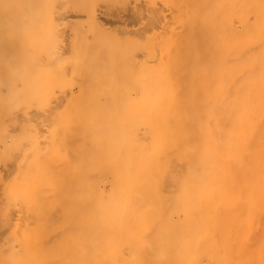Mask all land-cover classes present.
<instances>
[{
    "label": "bare ground",
    "instance_id": "6f19581e",
    "mask_svg": "<svg viewBox=\"0 0 264 264\" xmlns=\"http://www.w3.org/2000/svg\"><path fill=\"white\" fill-rule=\"evenodd\" d=\"M167 1L174 2L178 11L172 17L174 24H168L169 32L145 36V41L140 40L138 44V40H130L134 44L136 41V47H130L129 39L125 41L124 37L113 34L103 38L105 42L101 44V35L95 32L97 34L91 35L92 42L97 40L107 49L104 53L108 58L96 45L99 63H94L96 48L94 44H87L85 50L94 49L83 53L88 62L86 58V63L82 60L83 54H80L82 58L78 57L79 53L76 57L82 60V66L88 63V68L76 64L65 66V61L74 54L65 56L61 46L57 47V42L64 39L53 35V40L51 37L48 40L51 39V44L55 41L53 45L57 48L50 45L51 51L48 42L50 52L46 50L42 57L46 56L48 66H41L42 73L38 69L35 77L30 78L31 69L24 65L31 63V58L20 59L24 62H20L21 65L15 60L18 64L7 69L14 88L25 69L24 76L29 75V82L42 74L43 94L38 89L41 83L36 82H41L39 78L32 83L37 89L30 84L33 90L32 86H25L28 83L25 80L23 83L24 76L21 77L23 87L19 90L27 88L33 92L25 93L28 99L40 96L37 102H42L47 109L52 103L56 105L51 95L53 88L70 90L65 103L53 105L49 110L50 122L46 121L50 124L47 123L49 137L45 143L41 145L36 134L24 132L26 147L41 151L45 164L37 172L35 166L33 175L22 172L23 176L19 171L22 177L14 178H23L28 186L41 182L43 189L48 187L46 176L51 172L58 174L51 166H62L59 168L62 178L55 182L54 189L46 188L38 192L40 195L27 198L30 205L48 199V191L57 195L56 203L51 206L63 209L58 211L68 224L62 225L64 231L57 228L59 237L56 234L54 239L57 237L58 242L52 243L55 252L50 250L59 258V264H264V0ZM152 17L151 21L159 19L155 14ZM79 43L77 45L81 46ZM80 46L75 51H82L83 46L82 50L78 49ZM58 48L63 58L69 59L64 58L62 64L54 65L59 57V51L55 53ZM135 50H144L139 51L142 58H135ZM93 52L95 56L92 54L91 60L89 56ZM17 53L18 48L14 54ZM144 53L147 58L156 59L149 62ZM99 55L101 61L105 58L103 64ZM51 57H56L55 62ZM41 60L39 62H45ZM91 63L95 66L91 67ZM72 75L82 77L81 85L67 81ZM37 90L41 95L35 93ZM13 94L17 97L8 99L10 102L4 99L6 106L1 105L0 100L2 150H21L11 131L15 127H28L30 123L25 117L22 126L14 115L16 112H11L18 107L16 103H25L22 93L14 90ZM14 98L19 102L15 103ZM35 99L33 97V101ZM7 106L9 109L5 108ZM36 176L40 179H35ZM15 185L0 172V227L10 231L5 229L7 234L9 232L8 241L18 237L19 228L24 229L18 226L17 230V223L13 226L9 223V220L12 222L11 212L6 204H10L9 196L16 194H12ZM105 187H108L107 192ZM23 193L25 199L22 198L27 201V190L23 189ZM81 199H85V204ZM26 201L23 205L27 206ZM35 207L31 212L35 213ZM23 209L26 211L25 206ZM49 210L40 214L42 221H39L52 225L57 220L50 218L53 214ZM44 224L42 226H48ZM53 226L51 229L55 230ZM28 227V233L22 232L26 235V244L37 238L31 240L30 237L35 235L36 226ZM253 230H259V239L252 242ZM62 233L67 235L59 241ZM44 235L40 237L47 238L48 234ZM13 240L11 253L18 250ZM37 241V247L42 248L34 252L38 253L36 255L31 253L32 248L26 250V247L21 256L20 241L15 256L3 252L0 245L1 263L7 254L12 260L8 258L6 264L23 258L22 264H30L33 255L36 264V260H41L37 259L41 257L39 252L44 250L45 255L47 248L42 240ZM63 248L68 250L66 257ZM49 249H46L48 253Z\"/></svg>",
    "mask_w": 264,
    "mask_h": 264
},
{
    "label": "rangeland",
    "instance_id": "374dc122",
    "mask_svg": "<svg viewBox=\"0 0 264 264\" xmlns=\"http://www.w3.org/2000/svg\"><path fill=\"white\" fill-rule=\"evenodd\" d=\"M198 1H201V0H198ZM177 13H178V11H177V8L175 6V3L172 1H167V0H0V100L2 99L1 103L3 101V103L1 105L8 104L4 101V99L5 100L10 99L11 100V98L17 97V96H14L15 93L13 94L14 90L17 93H22L21 95H23L22 97L24 98L23 101L25 100V103L22 105L21 104L22 101H21V103L18 104L16 102H19V101L18 100L16 101L14 98L15 103L17 104L18 107L16 108L15 106L11 105L12 107H15V108L11 109V112H13V114L16 112L14 115L16 116L18 122H21L23 124L22 126L25 125V121H26L25 117L30 119V123L28 124V127L25 126L22 129L15 127L11 131V134L14 135V137L18 139V144L21 146V150H8V149L2 150V146L0 145V157H1L0 172L2 173L5 180L10 177V180L12 182H14V185H15V182L18 183V186L17 185L13 186V188H14L13 193H12V190L9 191L10 189H7L6 187L4 189L8 190L12 194H15V193L17 194V197H15V198H13V197L16 194L13 197H11L12 195L9 194L10 195V196L8 195L9 198H11V200H13V199L14 200L13 201L8 200L7 202L8 203L10 202V204L9 205L6 204V205H7V209L9 208L10 212H11V217H10V215H9V217L12 219V222H11V220H9V223H12V224L11 225L9 224V225L13 226L14 224L16 225V223H17V226L15 227L16 229L18 228V226L22 227V228L24 227L23 231L20 230V228H19V231H16V232H18V237H13V238H15L14 239L15 241H17L16 239H19L18 242L19 241L21 242L20 243L21 251L19 253V254H21V256L23 255V253L26 252L25 251L26 247H27L26 250L29 248L30 249L32 248L31 250L33 252H31V253H33V254H35L34 253L35 251H38L37 249H41L42 248L41 245H38L39 247H37V243H36V242H38L37 240H40V241L42 240L41 241L42 244L47 246V248H50L49 251L53 250L55 252V247L53 249L52 243L54 241H56L57 237H59V233H57L58 232L57 228H59L61 231H64L62 229V225L64 227L68 226V224L63 221V220H65L63 215H60V213H61L60 211H63V209L61 207H58V210H60V211H58V210H56L57 208L55 206H51L53 203H56L55 198L57 195L53 194L55 192L52 193L51 191H48L47 193H48L49 198L48 199L46 198L45 201H39L36 204L31 203L29 205V202H31V201L27 199V198H29V196L33 197L34 195H36L40 190H41V192H44L46 190L43 191V189H46V188L49 189V188L53 187L52 189H54L56 187L55 182H57L58 180H60L62 178V173L59 174V171H60L59 168L62 166H60L58 168L52 164L53 166H51V167L56 168L55 171H56V173L58 172V174H54L51 172L50 175H47L46 177L49 178V181L51 183L48 181L50 183L49 184L46 181L48 184V187L43 188V189L41 186L42 185L41 182H35L32 184L30 183V185L28 186L27 181L25 182V180H23V178L22 179H18V178L22 177L19 175V171L21 172L22 175H23V173H24V175H26L25 173H29V175L30 174L33 175L35 166H37V170H36V172H37L39 170V168L43 164H45V162H46L45 158H42V152L41 151H39L35 148H33V149L29 148L28 149L26 147L27 142L25 139V133L24 132L30 131L31 133L36 134L38 141H40L41 145L43 142L45 143L49 137V127L48 126L50 124L48 122H46V121L50 122V117H49L50 114L49 113H51V112H49V110L51 111V109L56 105H60L63 102L65 103V99L70 96L69 95L70 90H69V88H61V87L53 88L51 95L55 97L56 105H54V103H52V105L50 106L51 108L47 109L44 104H41L42 102L41 103L37 102L40 96L37 97L38 99H35L36 96L33 95L31 97L32 99H28L27 98L28 95L26 96V94H25V93L30 91L29 89H28L29 91L26 90L27 88H29L28 86H30V88H31V86L33 85L32 83H34V80H36V78L40 79V75H42V74H40L38 77H36L33 81L29 82L28 81L29 75L27 74L28 76H24L26 73V72L24 73V71H26V69H25L21 73L20 77L18 78V80L16 82L17 84L16 83H15L16 85L14 84L16 87V88H14V86L10 83V80L8 79L7 69L9 68V66H13V65L18 64L17 62L16 63L14 62L15 60H18L20 63V62H22V60H20V59H23V61H24V59L26 61H27V59L30 60L29 58H31L32 60L38 59L39 61L41 59H43L41 61H45L44 63L36 61V60H35L36 62L31 60V63L28 61V63L26 64V62H25V65H24V66H27L25 68H27L28 70L31 69V71H29L30 75L32 74L30 76V78L35 77L34 73L38 72V69H41V70H39V72L42 73L43 72L42 67L44 66V64H45V66L43 68L48 66V65H46V62H47L46 58H45L46 56H44V58H42L43 55H46L45 54L46 50H48V46H47L48 42L50 43V44H48L50 49H52L53 47L56 46V45L55 46L53 45L55 43V41H53L54 43L52 42L53 44H51V42H50L51 39L48 40L50 37L53 40V35L54 36L56 35L55 37L58 39L60 38V36H61V38H60L61 40L64 39V41H61V42L56 41V42L59 44V46L57 45V47L60 48V46H61L62 52H65V54H66L65 56L68 57L70 53L74 54V55H72L73 57H71V56L69 57L70 59L66 57L67 59L71 60V58L72 59L74 58L75 60L77 59L76 61H78L79 59L76 56L79 53L78 57H80V58L83 57L82 60L86 63L88 58L83 53H85V51H86V54H88V52L90 50V49L85 50L86 49L85 46L87 47V44L90 46L92 44H94L92 46L95 49L96 48L95 46L99 45V42H101V44H104V42H105L104 40L107 39V37L111 34L118 35V37L120 36V37H122V39L124 37V40L129 39L128 41L134 40V39L138 40V42H137V44H138L140 40H144L145 36H156V35L161 34L162 32H164V34H165V30L167 32H169L170 31L169 29H171V28H169V25L171 26V23L174 24L173 18L175 17V15H177ZM152 14H155L156 17L160 19V22H159V19L157 21H153V20L151 21V19H153ZM153 22L156 24H154L152 26ZM172 27H174V26L172 25ZM95 32H97L98 34L100 33V35H101L100 40L101 41L99 40V42H98L97 40H93L94 42H92V36L91 35L94 34ZM97 33H95V34H97ZM105 33L107 36L104 35ZM51 34H52V36H50ZM41 35H43L42 36L44 38L43 40H40V39H42V37L40 38ZM100 35H98V37ZM38 36H39V38H38ZM83 36H84V39H82ZM104 36H106V37H104ZM45 37H47V38H45ZM125 37H129V38H125ZM103 38H104V40H103ZM39 40L43 43L41 44V42ZM84 40H85V42H84ZM35 41H37V42H35ZM75 41H77V42H75ZM86 41H88V42H86ZM125 41H127V40H125ZM144 41H142V42H144ZM78 42L81 43V46H83V43H85L83 48H82L83 50L81 49L80 45H77ZM90 42H91V44H90ZM130 42H131L130 47H136L137 46L136 41H135V44L133 43L134 41L133 42L130 41ZM130 42H129V45H130ZM36 43L38 45L40 43L39 47ZM105 44L107 45V43H105ZM50 45L52 46V48ZM74 45H76V46H74ZM40 46H42V47L45 46V48L44 47L42 48ZM78 46H80V48H78V49H81L82 51L76 50V51H80V52L76 53L75 48H77ZM99 46H100L99 50L103 49V50H101V52L103 51V54L102 53L101 54L103 56L106 55L105 58H108L107 57L108 54L104 53L107 49L105 50L103 48V46H101V45H99ZM126 46H128V45H126ZM57 47H55V48H57ZM93 47H91L92 50H90V52H92L94 50ZM17 48H18L19 53L14 54L15 52H17ZM59 48L56 49L55 53L60 50ZM70 48H72L73 50L70 51L69 50ZM53 49L51 51H53ZM97 49H98V46L94 50V52L96 51L95 54L97 57L95 56L94 52L91 54L89 53L90 54L89 57H92L93 56L92 54H94V56H95L94 61H93L94 63H97V62L99 63V61H97L98 60L97 52H99V50L97 51ZM68 50H69V53H67ZM12 51H13V53H12ZM30 51H32V52L30 53ZM124 51H125V49H124ZM139 51L140 50H135L134 53L137 54V55H135V58H137V57L142 58V54L140 53L142 50L140 52ZM52 53L54 54V52H52ZM32 54H33V56H35V55H37V56H35L33 58V56L31 57ZM80 54L81 55L83 54L84 56L81 57ZM157 54L159 55L158 52H157ZM40 55H41V59H40ZM57 55H59V57L57 58V60L55 59L56 62H55V60H53L56 57H51L52 61L55 62L54 65L62 64L64 61V58H65V57L63 58L64 54L63 53L61 54L60 51H59V53H57ZM100 55H99V57H100ZM102 55H101V57H102ZM25 56H26V58H25ZM143 56L146 59H148L149 62L150 61L153 62L156 59V58H152V59L147 58L145 53ZM101 57L99 59L100 61H101ZM95 58H97V59L95 60ZM105 58L103 60H105ZM69 60L65 61V64H66L65 66H68V64H70V65L76 64L77 67L83 68V66H84V68H85V67H87V65H89L88 63H87V65L85 63H83L86 66L85 65L82 66V60L81 59H80L81 61H78V65L75 62V60L74 61L71 60L73 63H71ZM91 60H93V57ZM91 60H90V62H91ZM103 60L101 61L102 64H103ZM139 60L140 59H138V61ZM143 60H144V58H143ZM68 61H69V63H67ZM37 62H39L40 64ZM105 63H106V61H105ZM22 64H24V62H22ZM20 65H21V63H20ZM70 65H69V67H72ZM99 65H101V64H99ZM90 66L94 67L95 64L93 66L91 63ZM101 66H103V65H101ZM73 67H75V66H73ZM96 67L98 68L97 64H96ZM101 68H103V67H101ZM36 75H38V73ZM23 76L28 78V79L24 78ZM21 77H23V80ZM21 80L23 81V83L25 81H26V83H28V85H25L27 88L24 86L26 88L25 90H19V89H21V86H22L20 83ZM39 81H41V82L38 83V80L36 81L38 85L41 83L39 85L40 87H38V89L41 90V92L43 94L42 78ZM67 81L73 85H81L83 79L79 75H72V76L67 77ZM30 84H32V85H30ZM35 86H36V84H35ZM34 87L32 88L33 90H34ZM36 89H37V86H36ZM39 92L37 90V92H35V93L39 94ZM41 92H40V95H41ZM30 93H33V92L30 91ZM33 97L35 99L34 101H33ZM19 98H21V96H19ZM7 102H10V101L8 100ZM52 102H54V100ZM57 102H59V103H57ZM9 104H11V103H9ZM13 104H14V101H13ZM26 104H27V107H26ZM40 104H41V107H40ZM9 106H7L5 108L9 109ZM36 106H37V108H36ZM15 109H16V111H13ZM5 112L10 113V110L8 111L5 109ZM10 114H12V113H10ZM48 117H49V119H48ZM47 123L49 124L48 126H47ZM72 159L74 160V158H72ZM15 162H17V163L13 164ZM47 163H50V161L47 160ZM14 167H15V169H14ZM65 167H66V165H65ZM16 170H18V171L16 172ZM14 174H16V175H14ZM17 175L19 176L18 178L16 177L18 180L14 179L15 176H17ZM35 179H40V177L36 176ZM8 181L9 180H7L6 182H8ZM9 183H10V181L7 183L8 185L7 184L6 185L9 186ZM12 184L13 183H11V185ZM23 184L25 185V188H21V186ZM11 185H10V187H11ZM19 185H20V187H19ZM16 186H17V188H16ZM18 187L20 188V191H19ZM1 189H2V186H1L0 190ZM4 189H3V192H5ZM23 189L27 190V192H28V195L26 194V196H28V197H26L27 201L24 200L25 197H23V195H22ZM104 189L106 192L108 191V187H105ZM18 191H19V193H17ZM20 192H22V193H20ZM0 193H2V192H0ZM41 194H45V193H41ZM38 195H40V193H38ZM45 196H47V194ZM81 200H83L81 203H84L85 199H81ZM24 201H26L27 206L25 204L23 205ZM62 201H63V199H62ZM37 204H39L41 207H38L39 205H37ZM23 206H25L26 211L23 209ZM29 206H32V207L29 208ZM35 206L37 207V209ZM34 207H35V209H33V210L35 211V213L31 212L32 211L31 208H34ZM49 208H50L49 213L52 212V214H53L50 218H53L54 220H57V222H58L57 223L56 221H54L57 223L58 226L54 222H52V225L54 224L53 228L56 226L55 227L56 231L54 229H51L52 228L51 224L48 225L49 223L44 224L43 222L39 221V220L42 221V218H40L41 217L40 214H42L43 212H45ZM56 211H58V212L56 213ZM8 212H9V210H8ZM38 218H40V219H38ZM61 219H62V221H61ZM49 220L51 221L52 219H49ZM0 221H1V219H0ZM37 221H39V222H37ZM1 222H0V224H2ZM36 223H38L40 225L38 226ZM42 224L50 226V229L48 228V226H46V227L42 226ZM28 226H31L32 228L34 226H36V229L33 228V232H35V235L34 234L30 235V237L32 236L31 240H33L34 237H37V238H35L36 241H34L35 239L33 241L28 240L29 234H27V236H28L27 237V240H28L27 244L32 242V244L28 245L30 247H28L26 242H25V236H26L25 234H26V232L27 233L29 232ZM40 226H42L40 230H42V228H44L43 229L44 231H41V232H43V234L40 232V230L39 231L37 230L38 228H40ZM70 227L71 226H69V228ZM1 228L2 227H0V245L3 248L2 247H0V248H2L1 250H3V252H6V253L8 252L10 255V253H11L10 249H13L12 248L13 246L11 245V241L13 240V238H11L12 240L10 239L9 240L10 242H9L6 238H8V236H9L8 234L10 231L5 227L6 231H9L7 234L5 232V229L2 228L3 230H1ZM46 228H48L49 231L48 230L45 231ZM9 229H10V227H9ZM27 229H28V231H27ZM66 229H68V228H66ZM10 230H12V229H10ZM51 230L54 232H52ZM12 232L13 231H11V234L14 235V233H12ZM22 232L23 233L25 232L24 236H23ZM31 232H32V230H31ZM44 232H46L48 234V236H46L48 239L45 237L44 238L40 237L41 235L42 236L44 234L46 235V233H44ZM49 232H50V234H49ZM66 232H68V231H66ZM72 232H73V230H72ZM36 233H38V234H36ZM40 233H41V235H40ZM56 234L58 236L56 237V239H54L55 238L54 236H56ZM65 234L67 235V233H65ZM65 234H63L62 237L60 235L59 241L63 238V236ZM70 234L72 235V233H70ZM15 236H17L16 233H15ZM68 237H69V234H68ZM9 238H10V236H9ZM44 239H47V241L46 240L44 241ZM258 239H259V230H253L252 231V242L257 241ZM15 241L13 243L14 248L19 250V248H20L19 243L15 242ZM56 242H58V241H56ZM54 244L57 245V243H54ZM8 245H9V247H8ZM6 247L8 249H6ZM47 248H45V252H46L45 255H43V251H44L43 250L42 252H39V253H41L39 255V257L40 256L41 257L37 258V259H41L43 264H49V262L53 263V264H59V261H60L59 258H57V259L55 258L53 251H50L48 253L47 252L48 250H46ZM18 250H16L17 254L19 252ZM39 251H41V250H39ZM67 251H68L67 248H63V256L66 257V255H68ZM13 252L14 251L12 250L11 254H12V256H15L16 252L15 253H13ZM27 252H29V251H27ZM36 254H38V253H36ZM29 255H31V254H29ZM50 256L53 259H49V258H51ZM4 257H6V259L4 258L6 261L10 256L8 257V255L6 254ZM32 257H31V259L29 258L30 264H34V262H35L34 258L36 256L33 258ZM9 259L12 260V258H9ZM23 259H21V261H14V262L16 264H22ZM29 259L27 258V260H29ZM41 260H39L40 263L38 260H36V262H37L36 264H41ZM5 261L4 262L2 261V263L0 261V264H6Z\"/></svg>",
    "mask_w": 264,
    "mask_h": 264
}]
</instances>
